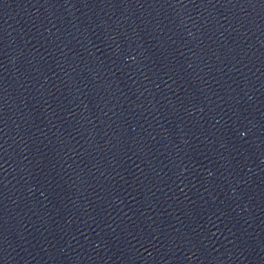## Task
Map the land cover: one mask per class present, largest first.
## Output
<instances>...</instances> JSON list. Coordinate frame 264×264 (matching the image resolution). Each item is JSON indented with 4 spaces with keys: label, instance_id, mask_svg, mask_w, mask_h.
Instances as JSON below:
<instances>
[{
    "label": "water",
    "instance_id": "obj_1",
    "mask_svg": "<svg viewBox=\"0 0 264 264\" xmlns=\"http://www.w3.org/2000/svg\"><path fill=\"white\" fill-rule=\"evenodd\" d=\"M0 264H264V0H0Z\"/></svg>",
    "mask_w": 264,
    "mask_h": 264
}]
</instances>
